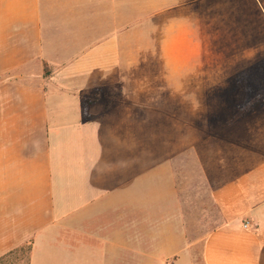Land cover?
<instances>
[{"label": "crops", "instance_id": "crops-1", "mask_svg": "<svg viewBox=\"0 0 264 264\" xmlns=\"http://www.w3.org/2000/svg\"><path fill=\"white\" fill-rule=\"evenodd\" d=\"M226 2L241 38L202 48L171 14L132 48L116 0H0V258L264 264V107L206 55L259 46L264 17Z\"/></svg>", "mask_w": 264, "mask_h": 264}, {"label": "rangeland", "instance_id": "rangeland-1", "mask_svg": "<svg viewBox=\"0 0 264 264\" xmlns=\"http://www.w3.org/2000/svg\"><path fill=\"white\" fill-rule=\"evenodd\" d=\"M116 1L117 12H125L126 18L130 13L132 48H141L142 37L154 36L157 24L165 23L161 16L171 14L177 15L180 26L192 21L189 17L190 14H196L197 20L192 23L199 36L196 40L200 41L202 48H205L207 27L210 38H216V33L220 31L228 39L236 40L242 37L241 30L237 27L238 24H231L226 15L222 13L227 5L226 0L212 1L208 5L207 0H130L131 3L126 4L125 9L123 4H120L122 0ZM252 4L264 17V0H252ZM230 12L235 15L240 13L237 8H232ZM159 14L160 16H157ZM205 18L207 20H204ZM194 19H196L195 16ZM208 45L210 48H207V63L213 61L223 69V72L227 71V77L234 80L229 88L234 93L232 103L235 109L240 113H247L254 108H263L264 35L262 32L259 46L254 48H236L230 45L227 48H216L215 41H209ZM46 71L48 72V70ZM207 71L212 70L208 69ZM26 263L27 254L24 252L17 254L4 264Z\"/></svg>", "mask_w": 264, "mask_h": 264}, {"label": "trees", "instance_id": "trees-1", "mask_svg": "<svg viewBox=\"0 0 264 264\" xmlns=\"http://www.w3.org/2000/svg\"><path fill=\"white\" fill-rule=\"evenodd\" d=\"M48 74L49 73L45 69V76H47ZM88 107H89L88 103L82 102L81 110H82V119H83V121L92 120L93 119V117L88 115ZM24 252L27 254V263L26 264H28L29 263L30 245H25V246H23V247H21L19 249H16V250L11 251L8 254L4 255L3 257L0 258V264H4L7 261H9L12 257L16 256L19 253L23 254Z\"/></svg>", "mask_w": 264, "mask_h": 264}]
</instances>
